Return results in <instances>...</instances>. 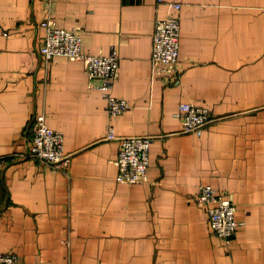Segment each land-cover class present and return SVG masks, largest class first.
Returning a JSON list of instances; mask_svg holds the SVG:
<instances>
[{
  "label": "crops",
  "instance_id": "1",
  "mask_svg": "<svg viewBox=\"0 0 264 264\" xmlns=\"http://www.w3.org/2000/svg\"><path fill=\"white\" fill-rule=\"evenodd\" d=\"M173 4H181L178 11ZM181 18L179 81L152 74L157 19ZM52 17L86 54L119 57L111 117L84 63L40 54ZM181 103L208 108L201 137ZM63 133L69 168L24 157L37 114ZM152 136L150 181L117 182L119 142ZM200 185L231 195L233 242L212 235ZM0 253L26 264H264V0H0Z\"/></svg>",
  "mask_w": 264,
  "mask_h": 264
},
{
  "label": "built area",
  "instance_id": "2",
  "mask_svg": "<svg viewBox=\"0 0 264 264\" xmlns=\"http://www.w3.org/2000/svg\"><path fill=\"white\" fill-rule=\"evenodd\" d=\"M173 7L180 11L182 5L173 4ZM40 26L46 30L40 54L47 70L56 57L81 60L90 80L100 83L109 115L116 117L129 110L130 104L126 100L112 94L119 76V57L116 54L108 56L86 54L82 30L61 26L52 17L43 20ZM181 29L179 15L157 19L151 55L154 78L168 83L179 81L182 74ZM174 116L182 122L184 133L196 137H201L207 125L214 119L208 108L192 103H181ZM107 138L119 142V154L115 160L118 168L117 182L127 186L149 182L150 150L154 137H118L113 128L109 127ZM24 157L37 159L55 172H65L69 168L70 156L65 152L64 135L50 126L45 112L35 117L29 151ZM196 202L208 213L212 235L222 239L229 246L239 227L237 207L231 195L218 192L210 185H200ZM0 264L26 263L17 254L0 253Z\"/></svg>",
  "mask_w": 264,
  "mask_h": 264
}]
</instances>
